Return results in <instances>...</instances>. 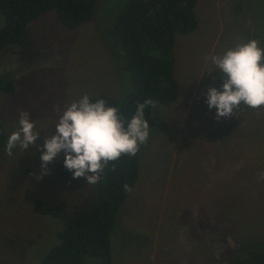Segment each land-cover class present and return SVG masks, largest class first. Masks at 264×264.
<instances>
[{
    "label": "rangeland",
    "instance_id": "374dc122",
    "mask_svg": "<svg viewBox=\"0 0 264 264\" xmlns=\"http://www.w3.org/2000/svg\"><path fill=\"white\" fill-rule=\"evenodd\" d=\"M126 1L96 0L92 18L73 29L49 10L27 25L24 45L0 52V75L15 84L11 94L0 91L5 131L0 264H38L57 243L62 223L36 213V199L72 209L87 205L95 194L97 183L74 179L72 171L58 177L63 151L38 179L41 145L72 101L85 93L121 101L131 89L121 49L110 33ZM194 11L197 27L176 33L174 40L178 97L152 107V115L170 130L150 127L148 141L140 145L137 180L110 234L111 264H227L238 247L264 244V180L257 175L264 170V107L241 104L232 116L218 120L216 109L206 103L208 88L223 84L212 55L251 39L264 48V0H197ZM22 110L30 113L40 135L34 145L26 150L17 145L9 156L8 137L18 129ZM83 264L100 261L86 257Z\"/></svg>",
    "mask_w": 264,
    "mask_h": 264
},
{
    "label": "trees",
    "instance_id": "16d2710c",
    "mask_svg": "<svg viewBox=\"0 0 264 264\" xmlns=\"http://www.w3.org/2000/svg\"><path fill=\"white\" fill-rule=\"evenodd\" d=\"M197 0H128L118 11L111 26L112 40L119 45L122 67L130 77L131 89L118 101L105 93L90 96L93 102L102 98L109 106H117L129 119L138 103L152 99L168 105L178 97L173 77V46L176 33L189 34L197 27L194 7ZM96 0H0V52L8 45H24L27 25L43 13L53 10L58 21L73 29L92 18ZM14 82L0 75V91L14 92ZM150 127L168 133V123L152 115V107L145 108ZM5 131L0 120V148ZM139 151L124 154L111 161L101 174L92 200L85 206L75 204L72 209L36 199L33 209L40 215L52 216L62 223L57 231V243L38 264H83L84 258L94 257L100 264L112 263L110 234L115 215L124 203L129 188L139 174ZM71 171L64 164L56 168L59 178ZM241 244H239L240 246ZM227 264H264V244L260 247H238Z\"/></svg>",
    "mask_w": 264,
    "mask_h": 264
},
{
    "label": "clouds",
    "instance_id": "9594fccd",
    "mask_svg": "<svg viewBox=\"0 0 264 264\" xmlns=\"http://www.w3.org/2000/svg\"><path fill=\"white\" fill-rule=\"evenodd\" d=\"M210 59L222 72L223 79L222 88L210 86L206 92V103L209 109H216L218 120L232 116L241 104L253 109L264 107V48L257 40L237 43ZM156 104L150 98L145 99L138 103L129 119L117 106H109L102 98L93 102L87 93L72 101L56 121L55 133L45 135L41 145L43 173L37 178L48 173V164L63 151L64 167L73 172L74 179L84 177L87 184L98 183L109 162L124 154L136 155L140 145L148 141L150 126L145 108H155ZM56 110L61 111L59 106ZM18 125L8 137L9 156L15 146L26 150L40 135L34 131V122L27 111L20 112ZM257 175L264 180V170ZM125 190H130L128 185Z\"/></svg>",
    "mask_w": 264,
    "mask_h": 264
}]
</instances>
